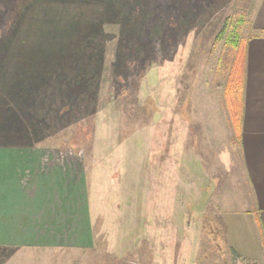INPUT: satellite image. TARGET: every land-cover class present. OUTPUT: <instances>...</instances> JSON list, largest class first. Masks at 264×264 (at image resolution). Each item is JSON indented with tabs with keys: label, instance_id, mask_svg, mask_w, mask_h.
Segmentation results:
<instances>
[{
	"label": "rangeland",
	"instance_id": "1",
	"mask_svg": "<svg viewBox=\"0 0 264 264\" xmlns=\"http://www.w3.org/2000/svg\"><path fill=\"white\" fill-rule=\"evenodd\" d=\"M258 2L0 0V146L81 155L96 225L0 264H264L216 40L244 13L243 45Z\"/></svg>",
	"mask_w": 264,
	"mask_h": 264
},
{
	"label": "crops",
	"instance_id": "2",
	"mask_svg": "<svg viewBox=\"0 0 264 264\" xmlns=\"http://www.w3.org/2000/svg\"><path fill=\"white\" fill-rule=\"evenodd\" d=\"M250 28L244 39L240 151L256 212L245 210L239 217L264 231V0H259ZM84 162L81 155L53 145L0 146V247L53 250L93 244Z\"/></svg>",
	"mask_w": 264,
	"mask_h": 264
},
{
	"label": "trees",
	"instance_id": "3",
	"mask_svg": "<svg viewBox=\"0 0 264 264\" xmlns=\"http://www.w3.org/2000/svg\"><path fill=\"white\" fill-rule=\"evenodd\" d=\"M244 23V13L227 17L216 37V40L220 39V37L222 38L223 34L228 31L227 40H231L230 47L225 46V48L222 49L218 67L222 70L228 69L224 86V99L228 110L229 122L235 134L234 140L241 138L244 88V44H237V38ZM95 228L96 225L93 222V229L95 230ZM260 233L263 235L262 239H264V231L262 228ZM161 241L160 239L159 242ZM162 243L163 242H161V244Z\"/></svg>",
	"mask_w": 264,
	"mask_h": 264
}]
</instances>
